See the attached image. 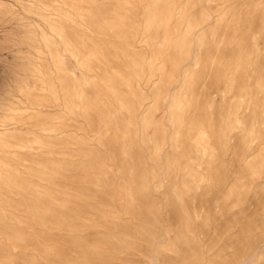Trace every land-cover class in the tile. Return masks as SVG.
Here are the masks:
<instances>
[{"label":"rangeland","instance_id":"rangeland-1","mask_svg":"<svg viewBox=\"0 0 264 264\" xmlns=\"http://www.w3.org/2000/svg\"><path fill=\"white\" fill-rule=\"evenodd\" d=\"M263 27L264 0H0V264H264Z\"/></svg>","mask_w":264,"mask_h":264},{"label":"bare ground","instance_id":"bare-ground-1","mask_svg":"<svg viewBox=\"0 0 264 264\" xmlns=\"http://www.w3.org/2000/svg\"><path fill=\"white\" fill-rule=\"evenodd\" d=\"M264 30V27L261 29V31H263ZM259 32H261L260 30H258ZM248 33V32H247ZM246 34V33H245ZM249 34V33H248ZM248 34H246L245 36H244V38H245V41L247 42V43H250L251 41H250V39H249V35ZM260 44V46L261 47H263L264 46V33H263V35H262V37L260 38V40H257V44ZM264 50V49H263ZM264 53V52H263ZM262 53V54H263ZM262 58V60H264V56L263 57H261ZM260 73H261V71H260ZM263 73H264V70H263Z\"/></svg>","mask_w":264,"mask_h":264}]
</instances>
